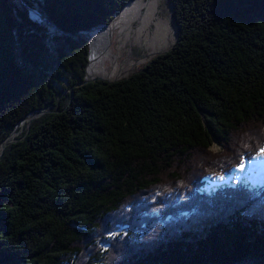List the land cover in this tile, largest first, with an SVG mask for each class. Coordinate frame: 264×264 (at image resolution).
<instances>
[{"label": "trees", "instance_id": "trees-1", "mask_svg": "<svg viewBox=\"0 0 264 264\" xmlns=\"http://www.w3.org/2000/svg\"><path fill=\"white\" fill-rule=\"evenodd\" d=\"M131 1L0 0V264H264V183L211 185L264 146V0H169L170 51L83 84Z\"/></svg>", "mask_w": 264, "mask_h": 264}, {"label": "rangeland", "instance_id": "rangeland-1", "mask_svg": "<svg viewBox=\"0 0 264 264\" xmlns=\"http://www.w3.org/2000/svg\"><path fill=\"white\" fill-rule=\"evenodd\" d=\"M134 1V0H132ZM131 1V2H132ZM131 2H129L127 5H129ZM126 5V6H127ZM125 6V7H126ZM160 8L163 11V13L169 17V20L172 19V14L170 15V2L169 0H160ZM123 6V8L116 13V15L114 16V19L112 20L111 24L108 25L107 27H99L96 29H91L92 31L88 32L90 34L88 35H84L86 36L89 40V48H93V34L96 30H100V29H107L109 28L111 25H113L114 21L116 20L117 15H119L125 8ZM37 13V12H36ZM29 15L32 21L34 22H42L41 17L39 16V18L34 19L31 16V10H29ZM39 15V14H38ZM126 24V23H125ZM172 24H173V20H172ZM127 25V24H126ZM174 25V24H173ZM128 27H130V25H128ZM125 26L123 27V29H119L117 33L113 34V37L108 36L107 37V43L106 44H111V48H112V54L110 56L109 59H106V66L104 67V62H105V57H106V53L103 55V59L104 62L101 63V66L99 68L94 69L91 74L96 75L97 71L101 70V74H98L96 76H94L95 78H103V79H121L123 77H125L126 75H128L131 72H135L138 69H140L142 66H144L148 60L150 58H154L155 54L159 53V52H163L165 50H167L172 43L175 42V38H176V34L175 37H173V33H170L169 37H165V39L163 40H159L157 43V45L160 47L158 49V51L154 52L153 54H151V52L149 53V50L141 45H138L136 43L132 42V38L128 37L127 31L125 29ZM85 33V32H84ZM133 34H135V32H133ZM109 45H106L105 50H107L106 52H109ZM99 55V56H98ZM97 55V63L99 65L100 63V55H102V53L100 52V54ZM90 64L89 67L91 65L92 62V52H90ZM119 64L123 67H125L126 69H124V73H120V74H113L114 70L119 67ZM89 67H88V76L89 75ZM112 74V75H111ZM91 75V76H93ZM23 126H24V122H21V124L17 125V132L15 134L12 135V139L14 137H16L18 134H20L21 130H23ZM11 141V140H10ZM262 149H264V146L262 147ZM209 153L211 154H217L222 152V147L218 144H216L215 142L213 143V145L207 150ZM200 153L196 152V157L199 158ZM262 156L258 155L257 158L255 159L254 162L249 163V164H245V172L244 173H240L236 170H234V172L228 177L225 178L223 181L226 182H235V181H239L242 180L243 178H246L249 182L247 183H253V184H259L262 185L264 183V159L261 158ZM180 160H183L182 157H179ZM263 164V165H261ZM219 180V179H218ZM223 181H216V182H212L213 186L225 183ZM108 248V247H106Z\"/></svg>", "mask_w": 264, "mask_h": 264}, {"label": "bare ground", "instance_id": "bare-ground-1", "mask_svg": "<svg viewBox=\"0 0 264 264\" xmlns=\"http://www.w3.org/2000/svg\"><path fill=\"white\" fill-rule=\"evenodd\" d=\"M159 5L160 0H134L127 5L119 15H117L113 25L107 29L102 28L100 30H96L93 34L94 45L92 48V62L89 67V59L86 72L87 75L88 67L89 77L101 74V70L97 71L96 75L91 74V72L96 68L101 69L100 66L101 63L104 62L103 55L105 53L107 55L105 57L104 67L106 66V59H109L112 54L111 44H106L107 37L109 36L111 39L113 34L117 33L119 29H123L124 26L128 37L132 38V42L147 48L151 54L158 51L160 48L157 45L159 40L161 41L165 39V37H169L170 33L173 32V37H175L176 32L173 29L171 19L169 20V17L163 13ZM128 25H130V27H128ZM133 32H135V34H133ZM106 45L110 46L109 52H106L107 50H105ZM100 52L102 55H100V63L98 65L96 59ZM124 69L126 68L119 64V67L114 70L113 74L124 73Z\"/></svg>", "mask_w": 264, "mask_h": 264}, {"label": "water", "instance_id": "water-1", "mask_svg": "<svg viewBox=\"0 0 264 264\" xmlns=\"http://www.w3.org/2000/svg\"><path fill=\"white\" fill-rule=\"evenodd\" d=\"M129 3V2H128ZM119 12V11H118ZM118 12H116V13H118ZM115 13V14H116ZM115 14H114V16H115ZM172 14V6H171V4H170V15ZM31 16H32V18H34V19H37V18H39V16L40 15H38V13H36L35 11H31ZM114 16H113V18H114ZM112 18V19H113ZM112 21V20H111ZM171 22H172V19H171ZM111 23V22H110ZM109 25V24H108ZM108 25H101V26H98V27H95V28H93V29H96V28H99V27H107ZM173 26V29L175 30V32H176V38H175V42L174 43H172V45L167 49V50H165V51H163V52H160V53H157V54H155V56H157V55H159V54H165V53H167L168 51H170L173 47H174V45H175V43L178 41V33H177V30H176V27L174 26V25H172ZM92 30H90V32H91ZM84 35H88V34H90V33H88V32H85V33H83ZM88 48H89V46H88ZM90 52H92L91 51V48H89V52H88V57H89V54H90ZM154 56V57H155ZM153 58V57H152ZM152 58H150L149 60H151ZM148 60V61H149ZM134 72H131V73H129L128 75H126L125 77H123V78H121V79H100V78H95V77H89L88 75H87V73L85 74V77H84V81H83V84H86V83H90V82H97V81H102V82H106V83H113V82H116V81H120V80H122V79H124V78H128L129 76H131L132 74H133ZM71 94H72V92H71ZM42 114H44V112H33V113H31L30 115H28V116H26L25 118H23L22 120H20L19 122H23V121H25L26 122V130H28L29 129V126H30V123H31V121H33L34 119H36V118H38L39 116H41ZM11 141H4L2 144H1V146H0V159H1V157H2V155H3V150H4V148L6 147V145L7 144H9Z\"/></svg>", "mask_w": 264, "mask_h": 264}, {"label": "snow or ice", "instance_id": "snow-or-ice-1", "mask_svg": "<svg viewBox=\"0 0 264 264\" xmlns=\"http://www.w3.org/2000/svg\"><path fill=\"white\" fill-rule=\"evenodd\" d=\"M259 155L262 156V157H264V149H261L260 150ZM245 170H246V168H245V162L243 160H241L237 171L240 172V173H244ZM218 179L221 180V181H223L225 179V177L223 175H221V176L218 177Z\"/></svg>", "mask_w": 264, "mask_h": 264}]
</instances>
